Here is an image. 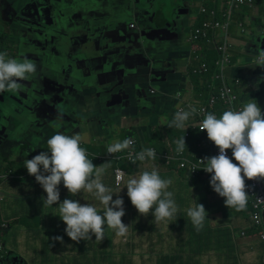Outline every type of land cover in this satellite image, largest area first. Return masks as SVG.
<instances>
[{"label": "crops", "instance_id": "1", "mask_svg": "<svg viewBox=\"0 0 264 264\" xmlns=\"http://www.w3.org/2000/svg\"><path fill=\"white\" fill-rule=\"evenodd\" d=\"M25 1L0 0V44L8 42V34L11 32L15 36L20 35L18 13L20 3L24 4ZM99 1L113 9L112 19L124 22L128 35H135L133 30L139 31L136 42L131 46L127 45L128 49L122 51L133 58L130 63L123 61L125 54H118L115 58L113 55L105 59L98 56L91 59L90 71L79 79L91 84L92 89L88 85H80L70 93L71 106L67 107L71 110L70 117L64 118L68 119V124H56L59 125L57 128L47 122L44 129L35 134L37 139L33 136L30 140L33 142V152L29 158L47 152V140L58 130L69 133V136L81 135L84 148L103 157L106 156V149L110 144L122 142L125 138L136 140L138 149L155 146L159 151H165L159 152L164 154L176 151V141L184 137L187 153L206 155L209 150L205 147L206 137L204 133H198L191 128L193 116L189 117L182 129L170 128L166 122L173 119L175 112L180 106H185L187 100L193 101L195 108L206 101L203 91L188 76L189 71L199 64L191 51L196 50L200 57L207 58L210 62L216 60L218 55L203 42L192 43L188 29L192 31L204 19L203 16L196 18L197 3L202 2V5L220 9L227 0H147L140 4H128L130 0ZM129 7L132 9H127ZM129 11L131 14H128ZM162 16L167 19L159 22L158 17ZM233 18L231 38L232 34L238 35L240 23L244 25L247 34L239 35L240 41L231 40V65L226 70V75L241 105L256 102L264 113V66L256 63L258 52L264 50V0H256L252 7L239 9ZM91 23L96 26L97 32V23L92 20ZM132 24L135 25L134 29H131ZM12 33L10 38L14 45L11 52L13 58H30L28 60L35 63L39 71L45 59L43 48L31 51V41L20 48L21 45H17ZM32 39L41 40L36 35ZM0 53L7 52L1 48ZM128 65L131 68L128 69ZM110 69L115 73L108 76L107 71ZM90 91L97 93V98H94L98 100L92 97ZM123 91L128 93L127 97H124ZM106 93L111 96L119 93L121 98L112 99ZM177 93L182 99L178 98ZM104 98L117 103L112 108H107ZM90 99L92 100L89 102ZM217 108V112H220L224 106L219 104ZM112 111L115 112L111 114ZM105 121L111 123L107 125ZM187 128L191 132L189 137L185 136ZM199 143L204 149L198 148ZM1 162L5 164L6 161L1 159ZM92 162L105 169L101 180L112 190L113 199L118 196L123 198L125 215L122 221L128 225L127 234L117 236L105 225V238L102 241L95 240L94 235L91 239L73 241L67 236L66 224L58 215L59 203L66 198L79 201L82 205L90 203L102 213L103 206L99 201L91 194L83 192L73 195L61 182L58 185L60 201L53 206H43L47 193L34 176L28 172L21 175L23 178L18 190L12 182L5 186L3 179L7 175H4L0 176V242L3 243H0V251L4 249L5 253L1 256L0 264H21L20 259L26 264V260L19 255L22 244L17 240L21 236L28 241L31 239L33 246L37 248L35 253L41 257L38 264H118V255L124 257L126 264L261 262L260 256L256 259L255 255L262 253L264 245L257 243L258 236L249 228L250 217L228 208L225 205L226 198L207 189V185L211 186V183H207L209 178H192L185 172L167 169L161 160L151 164H132L126 161L117 163L109 158ZM18 166L25 168V161H21ZM117 166L126 171L125 180L153 168L161 178L171 179L173 183L168 190L174 192V199L179 207L174 220L155 224L152 214L154 208L147 216L141 215L132 205L127 195V187L123 185V190H119L115 184L114 169ZM4 192L11 197H5ZM16 196L19 199L15 203L13 200ZM195 202L202 203L207 212L204 227L200 231L193 227L186 215V209ZM246 210L248 209L241 212ZM3 225H6L4 229ZM244 229L249 232L247 239L239 238L238 235ZM56 237H63V241L55 239ZM252 241L255 242L254 245H251ZM142 248L143 251H140ZM40 249H44L43 252H39ZM129 254L131 255L127 258ZM9 256L16 258L11 260Z\"/></svg>", "mask_w": 264, "mask_h": 264}, {"label": "clouds", "instance_id": "2", "mask_svg": "<svg viewBox=\"0 0 264 264\" xmlns=\"http://www.w3.org/2000/svg\"><path fill=\"white\" fill-rule=\"evenodd\" d=\"M6 56V53H0V93H15L22 90V81L30 80L36 74L37 65L27 58L20 62L15 58L6 59ZM256 63L264 66V50L258 52ZM189 107V111L178 109L166 125L170 128H184L189 117L197 112L194 106ZM219 116L217 118L216 115L207 113L199 127L201 131H207L209 140L219 148V154L200 161L204 164V170L212 174L207 178H211L214 191L226 198L225 205L242 211L246 209L248 199L245 178H264V113L256 102H249L239 111L227 110L220 112ZM82 142L83 137L79 134L69 136L57 132L47 140L48 151L27 159L25 167L47 193L43 206H53L60 201L58 185L61 182L71 194H91L103 206L101 213L90 203L82 205L79 201L67 198L59 203L58 215L65 222V232L71 240L79 242L91 239L94 235L95 240L102 241L105 238V225L117 236H125L128 225L122 221L125 215L123 198L118 196L113 199L112 190L101 180L105 169L93 164L86 149L81 147ZM132 144L131 138H125L122 142L110 144L107 151L114 154L129 149ZM176 145L177 153H182L186 145L184 137L177 140ZM228 149L232 150L238 163H233L228 157ZM155 157V150L147 148L134 155L133 163ZM121 180L122 175L117 178L118 185ZM123 183L132 205L141 215L147 216L154 208L152 214L155 224L174 220L179 207L174 199V192L168 190L173 183L171 179L161 178L153 168L130 177ZM186 215L197 231L203 229L207 212L202 203L195 202L186 209ZM55 239L63 241V237Z\"/></svg>", "mask_w": 264, "mask_h": 264}, {"label": "water", "instance_id": "3", "mask_svg": "<svg viewBox=\"0 0 264 264\" xmlns=\"http://www.w3.org/2000/svg\"><path fill=\"white\" fill-rule=\"evenodd\" d=\"M146 1L130 0L127 3L140 4ZM168 10L169 8L166 12ZM112 13L113 9L104 6L99 0H26L24 4L20 3L18 13L20 35L15 36L11 32V36L18 46L21 45L20 48L29 41L31 51L42 47L45 59L37 71L38 74L36 72L30 80L21 82V91L0 93V136L6 129L7 118L13 113H24L27 110L24 125L20 121L17 122V126L20 124L25 131L33 127L30 122L37 124L42 118L47 120L38 127L35 126L36 128L45 126L47 122L54 126L65 121V117L69 118L71 110L67 107L71 106L70 93L80 85H88L89 89H92L91 84L79 79L90 71L91 59L97 56L105 59L113 55L115 58L118 54H125L123 61L131 62L133 57L122 51L128 49L127 45L131 46L136 42L139 31L133 30L135 35H128L124 22L112 19ZM128 14H131V11ZM166 19L164 16L158 17L159 22ZM91 20L97 23V32ZM156 28L161 29L153 27ZM35 35L41 40H33L32 36ZM20 59L23 62L25 58ZM127 68H131V65ZM111 71V69L107 71L108 76L115 73L114 70ZM79 82L81 83L78 84ZM89 93L93 98H97V93L94 94L93 91ZM106 94L112 99L121 98L119 93L116 96ZM123 95L127 97L128 93L123 91ZM106 99L104 98L107 108H112L117 103ZM33 119L35 120L32 121ZM21 126L15 129L14 136ZM20 261L23 262L22 259Z\"/></svg>", "mask_w": 264, "mask_h": 264}, {"label": "built area", "instance_id": "4", "mask_svg": "<svg viewBox=\"0 0 264 264\" xmlns=\"http://www.w3.org/2000/svg\"><path fill=\"white\" fill-rule=\"evenodd\" d=\"M256 0H227L224 6L220 9H217L214 6L202 5L196 13V18L199 16H203L204 19L201 23L196 26L191 31L190 41L192 43L203 42L207 45V47H212L214 51H216L218 58L214 60V68L215 72L212 75V79L219 81V84L216 86L215 93L211 95L206 102L200 107L196 108L197 118H195L196 123L191 124V128L195 129L201 133L206 135V141L210 144V148L206 155H190V152L183 151L182 153L174 152H166L164 154L156 152L155 159H148L143 161L142 163H148L150 161H156L158 159H162L165 166L174 171H184L189 175V177H211L212 174L208 173L204 170V164L200 161L205 157H212L219 154V148L209 140L207 136V131L200 130V124L202 123L205 115L207 113H212L219 118V113L227 110L239 111L243 108V105L239 102V97L234 92V89L229 84L228 77L226 75V70L231 65V50H232V38H231V26L233 24L234 15L236 12L243 7H252L255 4ZM133 27V25H132ZM264 31V30H263ZM238 34L245 35L247 34L246 29L242 23L238 25ZM193 58L199 62L198 66L191 69L188 73V76L191 74L195 76H203L207 73H210L211 66L209 64V60L207 58L200 57L197 54L196 50L191 51ZM192 72V73H191ZM219 90L218 94H216V90ZM179 99L182 97L178 96ZM231 98V99H230ZM194 104L191 100L186 101L185 106H180L178 109L190 110V105ZM222 104L224 109L220 112L218 111L217 106ZM190 128H187L185 131L186 137L190 136ZM132 139V138H131ZM133 140V144L129 149H125L124 151L117 152L114 154H109L110 159L115 160L117 163H120L121 160H126L127 162L133 163V157L136 153L142 151V149H138L137 141ZM81 147L84 148L81 143ZM198 148L202 149V144H198ZM108 149V148H107ZM88 158L94 157L92 154L87 151ZM108 152V151H107ZM132 153V155H130ZM169 153H173L172 155ZM227 155L229 158L233 160V163H238L235 161L232 150H227ZM135 163H140L139 160H136ZM134 163V164H135ZM122 175L121 183L117 184L118 176ZM127 173L126 171L117 166L114 169V177L115 184L119 190H123V181H125ZM246 191L248 199L251 202V211L250 215V226L251 230H253L254 234L258 236L261 242L264 245V182L263 178H258L254 180H249L245 178ZM6 225H3V228ZM240 237L247 238L249 232L247 230H242L238 233ZM1 236V232H0ZM0 249L2 250V246L0 245Z\"/></svg>", "mask_w": 264, "mask_h": 264}, {"label": "rangeland", "instance_id": "5", "mask_svg": "<svg viewBox=\"0 0 264 264\" xmlns=\"http://www.w3.org/2000/svg\"><path fill=\"white\" fill-rule=\"evenodd\" d=\"M201 5H202V2L197 3V6H196L197 11L199 10ZM195 15H196V13H195ZM234 31H235V28L232 29V32H234ZM188 33H191L190 28L188 29ZM234 35H236V36H234ZM234 35L232 34L233 41L234 40H239V41L241 40V37L239 36V34L238 35L234 34ZM9 47H11V48L8 49ZM1 48H3L5 52H7L6 53L8 56L7 58H13V54L11 52L14 50V49H12V48H14V45L11 43L10 38L8 39V42L0 44V49ZM19 57H18V61H20ZM206 100H208V98ZM26 111L24 113H19V114L13 113L15 115L11 114L10 117L7 118V120H6V125L4 124L6 126V129L4 130V133L0 136V170H1V168L3 170V171L1 170L0 176L7 175L3 179L5 186L7 187V184L12 182V183H14L16 189H18V190L20 189V183H21L22 178H23V177H21V175H25V173L28 172L26 167L25 168L20 167V166H18V164L21 161H26L27 159H32L34 157L33 156L32 158H29L33 152V150L31 149L33 142H31L30 140H32L33 136H34V138L37 139V136L35 137V135L32 133V131L29 130V128H27V130L25 131V130H23V127L20 124H19V126H17L18 121L22 122V125H24V123H25L24 119L26 118V113H27ZM105 122L107 123V125H109L111 123L110 121H105ZM61 123L64 125H67L68 119H66L65 121H61ZM193 123H196L195 118L193 120ZM20 126H21V128L18 130L17 135L14 136L13 134L16 133L15 129L17 127H20ZM104 126H106V125H104ZM0 130H1V128H0ZM57 132L63 133L65 135L69 134L63 130H58ZM72 135H74V134H72ZM206 143H207V145H205V147L210 148V144L208 143V141ZM154 148L158 152H165V151H159L158 148H156L155 146H154ZM165 148H167V147H165ZM202 149H204V147ZM89 153L94 156L92 158H89L92 161H101L104 158H109L107 149H106V156L105 157L100 156L99 154H96V153H92L90 151H89ZM169 154L172 155L173 153H169ZM1 159L2 160L4 159L6 161L5 164L2 163L4 161L1 162ZM158 160H161L163 162L162 159H158ZM153 162H155V161H150L148 163L151 164ZM41 168H42V166H41ZM30 180L34 181L32 178ZM263 182H264V179H263ZM206 188L214 190L213 187L210 185H207ZM16 193L18 194L19 192H16ZM8 194L9 193L4 192V196L10 198L11 196H10V194L9 195ZM18 199H19V196H16V198L13 201L16 203L18 201ZM6 200H7V198H6ZM247 208H248V206H246V209ZM232 210L236 211L235 209H232ZM237 212H240L241 215H243L245 213V211L244 212L237 211ZM246 214L250 217L249 210H246ZM2 229H4V228H2ZM239 238H241V237H239ZM256 238H257V243L263 244L259 237H256ZM244 239H247V238H244ZM17 241H20L22 244V248L19 250V252H20L19 255L22 256L26 260V264H38V263H40L41 257L39 254H38V256L36 255L35 251L37 250V248L35 246H33L31 239L28 241V240L24 239L23 236H21L19 238V240H17ZM0 243L3 244L2 241ZM246 243H248V242H246ZM254 243L255 242L252 241L251 245H254ZM43 250L44 249H40L39 252H43ZM147 250H148V248L145 249V251H147ZM140 251H143V248ZM3 253H5L4 249H3V251H0V262L2 261L1 256L3 255ZM130 255L131 254H129L127 256V258ZM259 256H260L261 262L264 264V259H263L264 258V250L262 251V253L256 254L255 258L259 259ZM9 258H11V260H12V259H15L16 257L15 256H12V257L9 256ZM20 262H21V264L24 263L22 261H20ZM261 262H259V263L254 262L253 264H262ZM11 264H13V263L11 262ZM118 264H125V260H124V257L122 255H118ZM137 264H139V263H137Z\"/></svg>", "mask_w": 264, "mask_h": 264}, {"label": "trees", "instance_id": "6", "mask_svg": "<svg viewBox=\"0 0 264 264\" xmlns=\"http://www.w3.org/2000/svg\"><path fill=\"white\" fill-rule=\"evenodd\" d=\"M214 61L213 62H210L209 61V64H210V66H211V71H210V73H207V74H205V75H203V76H195V75H193V74H191L190 75V77L194 80V83H195V85L198 87L199 86V88H200V90L201 91H203V96H204V98H209L211 95H213L214 93H215V89H216V86L219 84V81H216V80H213L212 79V75H214V71H213V68H214ZM192 73V72H191ZM218 92H219V90L217 89L216 90V94H218ZM203 101V100H202ZM193 102V101H192ZM206 102V101H205ZM204 102V103H205ZM194 103V102H193ZM204 103H202V104H200V106L201 105H203ZM193 106H196V105H194V104H192ZM216 109H218V108H216ZM194 117L195 118H197V115L195 114L194 115ZM198 133H201V132H198ZM186 136V135H185ZM184 152H185V154H186V149H184ZM126 160H121L120 162H125ZM127 162V161H126ZM140 163L141 164H148V163H142V161H140ZM132 164H134V163H132ZM210 180H211V178H209L208 179V181H207V183L209 184L210 183ZM247 206H248V210H249V212L251 211V202H250V200L249 199H247ZM243 215H245V216H248L247 214H246V211H245V213L243 214ZM249 217V216H248ZM140 263H142V262H140ZM126 264V263H125ZM128 264H132L131 262L130 263H128Z\"/></svg>", "mask_w": 264, "mask_h": 264}, {"label": "flooded vegetation", "instance_id": "7", "mask_svg": "<svg viewBox=\"0 0 264 264\" xmlns=\"http://www.w3.org/2000/svg\"><path fill=\"white\" fill-rule=\"evenodd\" d=\"M190 15V14H189ZM133 25V28H135V25L134 24H132ZM132 25H131V27H132ZM191 36V35H190ZM50 113V111L48 112V114ZM35 119H33L32 121H34ZM45 120H47V119H45ZM43 118L41 119V120H39L40 122H38L37 124H34V123H31L30 122V124L34 127H31L29 130L30 131H32V133L35 135V134H38V132H40V131H42L44 128L43 127H39V128H36L35 126H39V125H41V123H43L44 121H45Z\"/></svg>", "mask_w": 264, "mask_h": 264}]
</instances>
